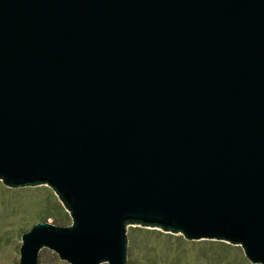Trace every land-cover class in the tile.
Instances as JSON below:
<instances>
[{
  "label": "water",
  "instance_id": "95a60500",
  "mask_svg": "<svg viewBox=\"0 0 264 264\" xmlns=\"http://www.w3.org/2000/svg\"><path fill=\"white\" fill-rule=\"evenodd\" d=\"M0 180L72 218L20 264H131L128 224L264 264V0H0Z\"/></svg>",
  "mask_w": 264,
  "mask_h": 264
},
{
  "label": "rangeland",
  "instance_id": "374dc122",
  "mask_svg": "<svg viewBox=\"0 0 264 264\" xmlns=\"http://www.w3.org/2000/svg\"><path fill=\"white\" fill-rule=\"evenodd\" d=\"M58 204L67 213L62 219L63 223L72 224L68 210L56 191L49 185L39 184L15 188L5 185L0 180V264H20L22 235L42 220L53 221V218H45L47 216L46 209L56 213L55 205ZM55 215L57 218L61 217V214ZM130 227H140L153 232L148 238L139 234L141 241L134 247L130 257L131 264H208L201 254L204 246L197 243L203 240L185 239L187 242L181 245L174 239L175 236L180 235L178 233H171L159 227L137 224H128L127 231ZM167 234H171V236L167 237ZM233 256L235 257L234 253ZM248 262L247 264H251L249 260ZM38 264L69 263L60 259L53 250L43 248L38 254Z\"/></svg>",
  "mask_w": 264,
  "mask_h": 264
},
{
  "label": "trees",
  "instance_id": "16d2710c",
  "mask_svg": "<svg viewBox=\"0 0 264 264\" xmlns=\"http://www.w3.org/2000/svg\"><path fill=\"white\" fill-rule=\"evenodd\" d=\"M47 210V216L45 218H53V222L61 223L63 222V217L67 214L65 210L62 208L60 204L55 205V211L56 213H53L51 210ZM55 214H61L60 218H57ZM150 230H144L140 227H130L127 231L128 241H129V256H132L134 247H136L141 241L139 238L140 235L147 236V238L151 235ZM156 233V232H155ZM140 234V235H139ZM157 235H160L159 233H156ZM167 237H170L171 234H167ZM141 236V237H142ZM175 240L179 244H185L187 241H185V238L182 235H177L174 237ZM200 246H204L201 250V254L203 257L208 261V264H247L249 263L248 260H246V256L244 255V252L240 246L233 245L224 241L215 240V241H209V240H203L198 241ZM180 245V246H181ZM233 253L235 257L233 256ZM181 257V256H180Z\"/></svg>",
  "mask_w": 264,
  "mask_h": 264
}]
</instances>
